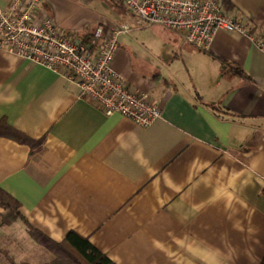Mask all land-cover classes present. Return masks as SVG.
I'll list each match as a JSON object with an SVG mask.
<instances>
[{"label": "crops", "instance_id": "crops-1", "mask_svg": "<svg viewBox=\"0 0 264 264\" xmlns=\"http://www.w3.org/2000/svg\"><path fill=\"white\" fill-rule=\"evenodd\" d=\"M219 1L264 41V0ZM37 15L88 37L126 11L118 0H39ZM152 26L121 34L113 60L160 103L147 127L0 48V119L30 138L0 137V188L51 239L75 231L115 264H262L264 52L238 32L220 30L200 49L160 26L163 49L149 58L132 42ZM0 252L13 264L49 260L21 219L0 225Z\"/></svg>", "mask_w": 264, "mask_h": 264}, {"label": "built area", "instance_id": "built-area-1", "mask_svg": "<svg viewBox=\"0 0 264 264\" xmlns=\"http://www.w3.org/2000/svg\"><path fill=\"white\" fill-rule=\"evenodd\" d=\"M118 1L126 11L124 20L107 29L98 25L82 37L62 30L53 18L38 17L39 0H11L0 7V48L61 73L77 85L80 98L106 115L119 113L142 127L161 116V105L148 92L134 89L113 67L119 36L134 26H163L200 49H209L220 30L238 32L264 52V41L247 30L240 16L227 13L219 0Z\"/></svg>", "mask_w": 264, "mask_h": 264}, {"label": "trees", "instance_id": "trees-1", "mask_svg": "<svg viewBox=\"0 0 264 264\" xmlns=\"http://www.w3.org/2000/svg\"><path fill=\"white\" fill-rule=\"evenodd\" d=\"M224 1L222 0V2ZM228 7L230 6L228 5ZM3 136L20 142H30V138L13 130L6 120L0 119V137ZM0 207L4 209V212L0 213V225H9L21 219L26 223L31 236L46 247L49 252V260L45 264H115L106 254L96 248L88 238L75 231H69L61 241H55L45 235L28 222L20 211L18 201L2 188H0ZM9 260L11 264L14 263L12 258H9ZM21 264L30 263L24 261ZM262 264H264V261Z\"/></svg>", "mask_w": 264, "mask_h": 264}, {"label": "rangeland", "instance_id": "rangeland-1", "mask_svg": "<svg viewBox=\"0 0 264 264\" xmlns=\"http://www.w3.org/2000/svg\"><path fill=\"white\" fill-rule=\"evenodd\" d=\"M163 31H165V29L160 26H152L137 31L140 32L137 35L135 30L132 34L135 36L137 35V38L133 40L132 47L143 52L144 54L147 53L149 55V58H151V56H153V53L157 52L158 49H163L162 46L158 45L159 42H157L159 40L157 39L158 36ZM0 258V260H2L4 264H11L9 256L6 252H4V254H1L0 252Z\"/></svg>", "mask_w": 264, "mask_h": 264}]
</instances>
